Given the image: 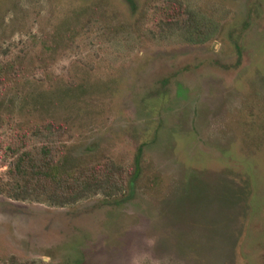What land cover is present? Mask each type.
<instances>
[{
  "label": "rangeland",
  "instance_id": "rangeland-1",
  "mask_svg": "<svg viewBox=\"0 0 264 264\" xmlns=\"http://www.w3.org/2000/svg\"><path fill=\"white\" fill-rule=\"evenodd\" d=\"M178 5L213 35L165 26ZM17 54L2 146L51 129L60 159L140 171L121 201L1 193L0 264H264V0H0V60Z\"/></svg>",
  "mask_w": 264,
  "mask_h": 264
},
{
  "label": "trees",
  "instance_id": "trees-1",
  "mask_svg": "<svg viewBox=\"0 0 264 264\" xmlns=\"http://www.w3.org/2000/svg\"><path fill=\"white\" fill-rule=\"evenodd\" d=\"M162 13L164 25L183 29L185 39L190 42H204L216 31V25L198 20L187 8L167 7ZM17 54L12 61L0 60V81H11L7 73L22 74L27 68ZM13 70L14 72H12ZM54 130H35L14 134L2 146L8 156L4 175L0 178V194L14 200L43 198L54 205L73 203L98 189L117 201L126 200L133 194V188L140 171V155L134 158L132 169L125 174L113 163L82 164L70 156L60 159V147L54 143ZM116 201V202H117ZM9 264H25L14 257Z\"/></svg>",
  "mask_w": 264,
  "mask_h": 264
}]
</instances>
